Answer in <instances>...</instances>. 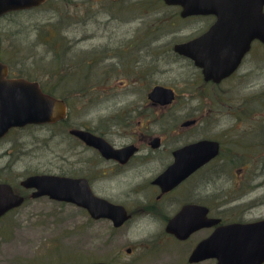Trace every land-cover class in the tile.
I'll list each match as a JSON object with an SVG mask.
<instances>
[{"label":"flooded vegetation","instance_id":"af4514ba","mask_svg":"<svg viewBox=\"0 0 264 264\" xmlns=\"http://www.w3.org/2000/svg\"><path fill=\"white\" fill-rule=\"evenodd\" d=\"M47 1L41 5V8L47 4ZM163 6L165 5L163 4ZM165 7L176 9L174 14L159 16L161 18L160 23L171 19L172 29L165 31L166 34H162L160 37L153 38L154 41H157V48H150L148 45L144 49L145 54L142 57L154 56L155 59V57L161 56L163 60H172L168 70H172L173 66L177 67L184 75H187V82L179 85L180 88L168 87L157 83L154 85H141L144 90V96L141 101H139V71H141L139 70V40L138 47L135 48L136 55L133 57L132 62L135 74L131 75L128 74V61L126 62V58L121 62L124 49L116 50L109 47L107 50L109 54L107 63L96 62L94 57L87 56L95 48L94 41H91L92 36L74 37L75 28L71 27L72 24L69 26L62 23L59 24L63 26H61V30L55 31L58 36L56 43L53 44L54 48L48 43L44 49L45 55L52 57L56 61L73 60L77 58L75 51L85 49L84 46L80 47V45L88 43V48L84 50L85 58L81 59L77 66L68 65L69 70H75V74H78L77 76L82 77L81 75H83L88 80L74 94H78L81 97L85 93H92L96 95L93 99L94 102L99 101L102 97V95H97L99 93L98 89L105 94L103 97L110 95V93L112 95L116 92L121 94L120 96L118 95L117 101L119 103L118 106L122 107L120 110H126L125 123L114 127L106 125L103 119H107L109 112L106 111L104 116H101L103 108L101 106L97 108L96 115L91 116V127L85 124L78 126L70 124L69 119L73 118L70 93H73V91L65 92L67 94L65 96L59 95L60 101L65 105L66 112L64 120L53 127L64 125L65 128L60 132L64 136L67 134L66 140L70 138L73 141L74 145L71 149L77 146L76 148H81L80 153H87L92 158L89 159L87 157L84 158L85 160L78 158L76 162H73V171L70 172L34 174L30 176L48 175L85 181L95 196L105 199L114 205L122 206L129 215L127 222L123 226L114 229H121L130 222L148 220V224L156 227L150 229L159 231L162 228L163 234L175 243L185 244L186 246L189 244L186 264H216L217 259L215 258L190 262L189 257L201 241L207 239L223 226L231 224L247 226L250 229L248 238L252 244L251 247L255 251L260 252L259 256L264 258V226L262 227L264 211L261 212L264 209V150L250 149L251 147L244 149L241 142L247 138L250 139L252 135H257L262 139L259 146L264 149V117L257 118L252 116L250 103L247 99L237 101L233 108L232 122L228 124L222 123L220 120L225 118L220 116H195L191 113L192 108L187 106L195 98L200 97L193 90V87L199 82L202 83V86L219 87L223 82L234 79L240 85L244 78H247L248 75L255 71L250 66L251 57L255 55V52L260 50L264 56V44L257 39H253L249 43L247 52L243 55L236 70L230 77L223 79L219 83L205 80L203 69L195 65L193 55L216 54V52L223 51L224 46H218L217 40H214V42L217 41L215 45L204 41L197 42L201 36L208 34L216 24L217 16L214 14L183 16L180 6ZM262 12L264 14V5ZM188 29H192L191 33L193 34L187 37L182 36L181 32ZM52 33L51 30V33L48 34ZM218 33H223V31L219 29ZM179 37H183L185 40H180L182 38ZM207 40L209 41L210 39L208 38ZM9 45L11 44L9 43ZM179 45H186L187 50L185 53H180L177 50ZM7 54L6 59L2 57V54L0 57L9 66L8 78H17L20 70H17V75H15L16 67H12L15 65L10 56L12 53L7 52ZM88 59L91 60L89 61ZM87 63L91 67L101 65L103 70H99V67L96 66L89 71L87 68L90 65ZM262 67H264V59H262ZM66 74L70 73L61 74V69L58 70L57 75L59 76L60 86L66 83L65 78H60V76L63 77ZM122 75L129 79H123ZM94 76H97L98 79ZM91 79L99 80L100 83L91 82ZM155 86L170 90L172 99L170 101L163 99V102L149 100L148 95ZM48 87L50 88V86H44V91ZM263 96L264 88L259 94L252 95L251 100L262 99ZM141 121L146 123V128L139 132ZM132 126L133 129H131ZM66 128L68 129L66 130ZM182 128L185 130H182ZM154 129L159 133H155ZM14 130L11 129L0 139V146L2 144L7 145L6 151L4 150L3 152L4 155L11 153L13 145L9 140ZM74 131L102 139L119 154L116 157L104 156L98 149L86 145L84 140ZM230 134L233 136V146L237 148H226L224 139ZM123 138H134L135 141H127L123 144L116 143L117 139ZM201 141L217 143V154L196 168L190 175L181 179V173L188 170L186 165L200 161L198 158L188 156L185 153L187 151H183V149ZM129 147L131 149H127ZM230 163L233 164V168L235 165H240V167L236 170L235 180L231 184L233 195L228 199H223L220 193H216V186L223 179L224 172L233 169L226 168ZM97 167L99 171L96 170ZM168 172H171V175L165 176ZM160 179L164 180L160 181ZM101 180L109 183L116 181L127 186L128 190L122 193L124 201L116 203L108 197L99 195L95 191L94 185ZM0 183L8 184L14 195L24 199L23 204L29 199H39L32 197L36 189L23 188L20 185L21 181L18 185H12L9 182ZM210 185H214V187L209 191ZM40 198L59 202L47 196ZM130 201L133 204L132 207L126 205ZM59 203L71 204L66 202ZM186 207H190L186 214V219L197 217L209 225H204L193 231L186 239L181 240L174 233L167 232L166 227L169 221L179 215ZM80 209L87 213L85 209ZM14 211L13 209L5 213L2 219L0 218V221L8 218ZM128 249L130 252H127ZM48 253H52V251ZM132 253L133 249L131 247L124 250V254L127 256L132 255ZM42 256H48V254H43ZM60 261L65 262L59 264H112V262H105L101 259L86 257L66 258ZM260 264H264V260Z\"/></svg>","mask_w":264,"mask_h":264},{"label":"rangeland","instance_id":"374dc122","mask_svg":"<svg viewBox=\"0 0 264 264\" xmlns=\"http://www.w3.org/2000/svg\"><path fill=\"white\" fill-rule=\"evenodd\" d=\"M175 12L176 9L163 6L160 0H48L47 4L38 11L1 19L0 35L4 39V46L7 45L6 43L11 44L6 52L12 53L10 56L16 67L15 75L17 70H20L18 74L38 78V81L43 80L39 76L45 75L47 78L43 80L44 85L55 84L57 95L65 96L67 95L65 92L73 91L70 93L73 106V118L69 119L70 124L75 126L85 124L91 127V116L96 115L97 108L102 106L101 116H104L106 111L109 112L107 119H103L104 123L114 127L125 123L126 110H120L122 107L118 106L117 101L118 95L121 94L116 92L114 95L110 93L103 97L105 94L97 88L99 92L97 95H102L97 102L93 101L96 95L92 93H85L81 95L82 98L74 94L88 80L83 75L77 76L75 70L68 69V65L77 66L78 62L85 58L84 50L88 48V43L80 45L85 49L75 51L77 58L73 60L56 61L45 55V47L48 43L52 47L56 43L58 35L55 31L61 30L63 25L72 24L71 27L75 28L74 37L92 36L91 41H94L95 48L93 52L87 54L88 57H94L96 62L107 63L109 47L116 50L124 49L121 62L126 58L128 74L134 75L132 62L139 40V70H141L139 101H141L144 96L141 85L157 83L180 88L179 85L187 82V75L177 67L173 66L172 70H168L172 60H163L161 56L155 59L154 56L142 57L148 45L150 48H157V41L153 38L160 37L166 34L165 31L172 29L171 19L160 23L159 16H169ZM61 23L63 25H59ZM51 30L53 33L49 35ZM191 32L192 29H188L181 34L187 37L193 34ZM179 38L185 40L183 37ZM251 58L250 66L255 71L244 78L240 85L234 79L223 82L219 87L202 86L201 82L195 85L193 90L200 97L195 98L190 104L186 103L192 108L191 113L198 117L220 116L225 118L220 121L228 124L232 122L233 108L237 101L247 99L252 116L264 117V96L262 99L251 100L252 95L259 94L264 88V67H262L264 56L258 50ZM96 66L99 70H103L101 65L93 67L90 65L87 70L90 71ZM60 69L61 74L70 73L60 76L66 81L63 86H60L57 75ZM121 77L126 79L124 75ZM92 81L100 83L99 80L91 79ZM64 128L63 125L14 130L9 140L13 145L12 150L10 149L11 153L4 155L7 145L0 146V182L18 185L20 180L29 175L70 172L73 171V162L78 158L91 159L92 157L87 153H80L81 148L75 146L71 149L74 145L73 141L70 138L66 140L67 134L64 136L60 132ZM144 128L146 123L141 121L139 132ZM154 132L159 133L156 129ZM134 138L117 139L116 143L135 141ZM261 140L259 136L252 135L250 139L241 141L242 148L264 150L259 146ZM224 142L226 148H237L233 146L231 134L224 139ZM232 165L230 163L226 168L232 169ZM239 167L240 165H235L231 171L224 172L223 179L217 183L216 193H220L223 199L233 195L231 184ZM96 170L99 171V168L97 167ZM94 187L99 195L108 197L116 203L124 201L122 193L128 190L127 186L116 181L109 183L101 180ZM213 187L214 185H210L208 190H212ZM131 203L130 201L126 205L132 207ZM263 211L264 209L261 210ZM147 221L130 222L116 230L110 221L93 220L85 211L73 204H60L46 198L29 199L8 218L0 221V264H59L65 262L60 260L79 257L101 259L112 264L128 262L186 264L189 244L186 246L175 243L163 234L162 228L159 231L152 230L156 227L148 224ZM128 247L133 249L130 256L124 254V250ZM43 254L48 256H42Z\"/></svg>","mask_w":264,"mask_h":264},{"label":"water","instance_id":"95a60500","mask_svg":"<svg viewBox=\"0 0 264 264\" xmlns=\"http://www.w3.org/2000/svg\"><path fill=\"white\" fill-rule=\"evenodd\" d=\"M42 1L0 0V16L15 10L29 9L39 5ZM163 1L167 5L181 6L183 16L193 14H214L217 16L216 24L208 34L201 36L197 42L204 41L215 45L218 41V46H224L222 54L219 55V52H216V54L193 55L195 65L203 69L206 80L219 82L230 76L247 52L249 43L255 38L264 41V18L261 14L262 0ZM255 5L258 9L255 8ZM219 29L223 33H218ZM214 40L217 41L214 42ZM177 50L180 53H185L187 47L186 45H179ZM6 75L7 68L0 62V138L11 128L56 122L64 117L63 103L43 94L37 83L22 79L8 80L5 78ZM149 98L159 102H163V99L170 101L172 92L156 87ZM74 133L80 136L86 145L98 149L104 156L116 157L119 154L102 139L86 133L75 131ZM183 151H187L185 153L188 156L198 158L200 161L186 165L188 170L181 173V179L214 157L218 152V144L212 141H201L186 147ZM167 175H171V172L165 176ZM163 180L160 179V181ZM21 186L26 189H36L32 195L34 198L46 195L53 200L73 203L85 208L92 218L109 219L115 228L121 227L129 218L122 206L114 205L95 196L83 180L35 175L23 180ZM22 203L23 198L13 195L9 185L0 184V215L11 208L20 206ZM189 208H184L179 215L169 221L166 227L167 232L174 233L181 240L186 239L193 231L204 225H209L197 217L186 219ZM249 230L247 226L236 224L216 230L196 246L189 257V261L199 262L208 258H216L217 264H260L264 258L259 256L260 252L251 247L252 244L248 238ZM127 252L130 250L128 249Z\"/></svg>","mask_w":264,"mask_h":264},{"label":"trees","instance_id":"16d2710c","mask_svg":"<svg viewBox=\"0 0 264 264\" xmlns=\"http://www.w3.org/2000/svg\"><path fill=\"white\" fill-rule=\"evenodd\" d=\"M12 17V16H11ZM42 84H44V82H41ZM41 84V85H42ZM43 87L45 86V85H42ZM45 87H47V86H45ZM51 88H46V90H47V93H49V94H52V95H54L55 93H56V90H55V84H53V86H50Z\"/></svg>","mask_w":264,"mask_h":264},{"label":"bare ground","instance_id":"6f19581e","mask_svg":"<svg viewBox=\"0 0 264 264\" xmlns=\"http://www.w3.org/2000/svg\"><path fill=\"white\" fill-rule=\"evenodd\" d=\"M255 8L258 9L257 5H255ZM221 43H222V42H221ZM221 54H222V52H219V55H221Z\"/></svg>","mask_w":264,"mask_h":264}]
</instances>
